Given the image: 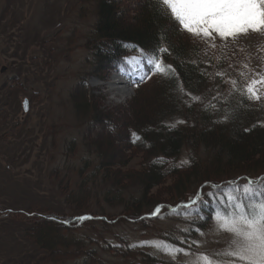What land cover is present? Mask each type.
<instances>
[{"label":"rangeland","instance_id":"rangeland-1","mask_svg":"<svg viewBox=\"0 0 264 264\" xmlns=\"http://www.w3.org/2000/svg\"><path fill=\"white\" fill-rule=\"evenodd\" d=\"M144 1L108 0L118 7V15L126 19H135ZM97 7L98 0H0V264H91L85 255L65 256L50 262L48 254L29 236L28 229L36 220L28 219L23 213L55 216L77 213L79 203L69 195L84 182L90 190L87 211L96 215L105 212L113 221L120 220L113 226L95 222V229H80L74 234L84 239L86 249H94L104 264H141L122 256L120 251L125 244L185 264L200 256L212 259L213 254L228 249L234 238L233 234L218 229L217 213L227 205L225 194L233 196L229 188L236 186L222 188L219 195L223 208L213 211L203 224H198L203 220L196 207L198 202L164 213L146 228L121 220L117 214L122 208L104 199L110 186L99 174L101 153L114 156L116 167L124 159L130 161L128 166L139 167L142 155L129 149L127 133L125 137L119 133L123 127L110 134L109 127L113 125L105 129L92 116L98 108L99 112L113 114L111 120L120 124L131 118L130 103L136 95V80L147 78L155 69L146 59L130 55L124 59V65L112 72L102 71L105 80L95 75L99 65L90 40L96 28ZM214 43L222 48H227L226 43L237 44L240 51H245L238 64L244 62L243 68L244 64L249 66L244 68L247 83L253 78L259 80L257 73L264 75L261 47L264 36L250 33L237 41L216 36ZM140 63L148 69L141 70ZM115 76L136 81L129 95H117L110 88L108 82ZM254 91L263 97L264 83L255 85ZM75 98L77 102L80 100L78 105L88 100L93 106L90 114L77 107ZM25 102H28L27 110ZM170 120L184 123L183 117ZM112 136L117 139L118 147L113 153L108 144ZM96 140L105 147L102 152L95 149ZM189 156L185 149L179 160H188ZM127 185L132 187L130 183ZM163 187L154 191L160 192ZM171 232L177 236V243L168 239ZM169 246L181 251L170 255L166 250Z\"/></svg>","mask_w":264,"mask_h":264},{"label":"trees","instance_id":"trees-1","mask_svg":"<svg viewBox=\"0 0 264 264\" xmlns=\"http://www.w3.org/2000/svg\"><path fill=\"white\" fill-rule=\"evenodd\" d=\"M97 9L96 28L90 40L99 65L97 77L105 80L101 72H112L124 65V59L130 55L149 61L159 53L163 66L169 70L168 75L155 71L136 87L130 103L131 118L121 124L111 120L113 114H104L98 108L92 116L105 129L113 125L109 133L123 127L119 133L124 137L127 133L129 149L142 155L139 167L128 166V159L116 167L114 156L101 153L99 174L110 186L104 199L122 208L117 214L121 220L146 228L164 213L181 210L195 200L198 204L194 205L203 217L198 224L206 223L213 211L223 208L219 194L226 186L264 178V95L254 100L243 91L247 73L244 62L238 63L245 51H240L237 44L210 47L203 40L194 39L170 18L167 6L158 4L157 0H145L135 19L118 15V7L108 0H98ZM161 48H167L168 52L160 53ZM218 72L223 75H217ZM76 100L77 107L90 114L93 106L88 100L81 105ZM104 116H111L110 120ZM176 116L183 117L184 123L170 120ZM97 140L95 149L102 152L105 147ZM109 140L108 147L113 153L118 148L117 139L112 136ZM185 149L190 156L180 161ZM161 187L160 192L154 191ZM74 192L69 198L79 203V213L55 216L23 212L28 219L36 220L28 229L29 236L48 254L50 262L65 256L85 255L91 264H104L97 252L86 249L84 239L74 234L80 229H95V222L113 226L120 220L113 221L105 212L96 215L87 211L90 190L85 182ZM157 208L160 212L154 214ZM35 216L38 218L33 219ZM81 217L90 219L81 220ZM167 235L171 242L177 243L173 232ZM123 246L122 256L141 264H185L161 259L130 244Z\"/></svg>","mask_w":264,"mask_h":264},{"label":"snow or ice","instance_id":"snow-or-ice-1","mask_svg":"<svg viewBox=\"0 0 264 264\" xmlns=\"http://www.w3.org/2000/svg\"><path fill=\"white\" fill-rule=\"evenodd\" d=\"M157 3L167 6L170 18H174L194 37L209 43L210 47H216V36L225 41L229 38L237 41L250 33L264 36V0H157ZM261 47L264 49V45ZM167 52V48L160 49V53ZM149 63L157 73L169 74L168 66H163L159 53ZM248 67L244 64V68ZM217 75L223 73L218 72ZM257 75L260 79L249 80L244 88L249 99H261L254 86L264 83V75ZM231 83L236 85L237 82L232 80ZM229 191L233 196L225 194L227 205L217 213L218 229L233 234L229 248L213 254L212 259L208 256L195 257L189 264H264V178L248 180L243 185L230 187ZM159 212L160 208H157L154 214ZM166 250L173 256L181 251L170 246Z\"/></svg>","mask_w":264,"mask_h":264},{"label":"bare ground","instance_id":"bare-ground-1","mask_svg":"<svg viewBox=\"0 0 264 264\" xmlns=\"http://www.w3.org/2000/svg\"><path fill=\"white\" fill-rule=\"evenodd\" d=\"M113 79L114 80L108 82V85L115 94L127 96L131 93V84L128 83V81L117 76H115Z\"/></svg>","mask_w":264,"mask_h":264},{"label":"water","instance_id":"water-1","mask_svg":"<svg viewBox=\"0 0 264 264\" xmlns=\"http://www.w3.org/2000/svg\"><path fill=\"white\" fill-rule=\"evenodd\" d=\"M5 69H2V72H4ZM27 107H28V102H25V110H27Z\"/></svg>","mask_w":264,"mask_h":264}]
</instances>
